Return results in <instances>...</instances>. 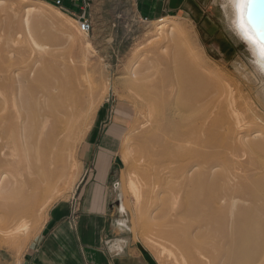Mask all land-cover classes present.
<instances>
[{
  "label": "bare ground",
  "instance_id": "obj_1",
  "mask_svg": "<svg viewBox=\"0 0 264 264\" xmlns=\"http://www.w3.org/2000/svg\"><path fill=\"white\" fill-rule=\"evenodd\" d=\"M5 8L19 9L16 16H20L19 26L29 48L48 53L50 47L57 45L58 37L44 25L55 24L50 9L58 7L42 0H0V9ZM227 8L232 21L235 9ZM156 30V35L163 33L165 40L155 45L157 51L165 53L166 42L173 40L187 52L164 56L163 62L159 59L156 65L145 68L134 66L123 76L136 101L132 99L139 104L138 114L142 112L144 116L142 113L140 116L145 118L140 119V134V130H135L138 137L132 128L137 125L135 122L130 129L132 136L127 139L128 149L134 153L132 156L126 151L131 157L129 170L133 169L138 183L136 193L146 203L158 202L157 211L150 209L149 213L152 218L166 216L170 241L183 258L182 264H264V175H252L255 177L244 184L239 181L236 189L234 183L223 182L225 187H220L214 181V171L227 165L228 153L237 151L233 153V163L238 165L243 162L239 158L242 152L246 159L264 153V128L259 124L264 122L263 114L252 108L253 126L250 122L240 125L246 113L240 107L225 106L234 103L247 85L234 84V94L228 89L225 96L222 93L215 96L214 92L219 91L213 89L216 82L214 85L212 81L216 78L210 81L213 87L211 83L207 86L215 72L193 51L189 43L192 33L186 26L169 19L160 21ZM245 46L255 60L251 73L243 69L242 74L247 81H257L258 86L252 84L257 86L260 103L264 104V72L249 44ZM10 58L0 61V237L3 239L16 236L25 226V217L33 214L34 205L26 204L29 199L37 203L49 189L73 180L74 140L80 135L91 106V98H85L88 89L83 88L76 71L69 67L71 60L62 62L68 70L59 79L48 75L51 65L45 61L36 66L42 61L24 64L22 59ZM220 84L226 87L229 83ZM224 87L222 91L226 90ZM250 93L247 92V97L252 100L254 96ZM252 104L259 103L255 99ZM22 169L25 173H19ZM226 179L230 183L235 176ZM119 202L117 209L125 213ZM187 216L195 220L182 223ZM217 222L220 227L199 240L195 231Z\"/></svg>",
  "mask_w": 264,
  "mask_h": 264
},
{
  "label": "rangeland",
  "instance_id": "obj_2",
  "mask_svg": "<svg viewBox=\"0 0 264 264\" xmlns=\"http://www.w3.org/2000/svg\"><path fill=\"white\" fill-rule=\"evenodd\" d=\"M15 1L20 2V0ZM224 6L223 0H185L180 10L149 19L140 17L136 13L133 0H91L89 18L92 21V30L88 35L78 32L76 18L72 13L61 8H51V16L55 24L47 23L44 28L58 37V42L57 45L48 49V53L32 50L25 43L19 26L20 16H16L20 14L19 9H16L17 11L10 8L0 9V61L5 60L2 59L4 57H11L10 59L14 61L22 59L24 64L41 60L42 62L38 61L36 66H40L45 61L49 66L51 65L48 75L60 79L65 77L68 70L62 62L68 63L71 60L72 62L68 63L69 67L76 71L77 79L82 82L83 88L88 89V93L87 90L85 91L87 93L85 98H91L85 125L80 135L74 140L76 146L73 180L49 189L48 193L43 194L39 199L38 204L32 199L26 202L27 205H34L33 214L25 217V226L16 236L6 239L0 237L1 254L8 259L18 261L45 227L49 213L54 207L71 201L73 205L78 185L83 180L92 179L94 176L99 177L98 173L104 170L106 177L103 179L106 180L110 191L111 209L117 218L115 223L113 222L115 238L118 239L117 244L135 249L139 254L144 255L150 264H182L183 258L170 241L171 237L167 231L169 222L166 216L161 214L151 217L149 210L157 211L158 202H151L152 206L146 203L140 194L137 195L138 183L134 180L133 169L129 170L128 159L130 160V155L134 154L128 149V140L132 136L130 129L133 123L137 122V125L132 128L133 131L140 130V134L142 130L140 119L145 118L142 112L138 114L139 104L134 102L133 99L136 101V97L133 92L126 88L123 76L134 66L145 68L151 64L156 65L159 59L163 62L165 57L178 52L181 54L187 52L173 40L166 42L168 50L165 53L157 51L155 47L161 44V41H165L163 33L156 35L157 24L160 21L172 19L185 25L192 33L189 43L193 51L197 53L201 62L208 64L215 72L207 82L209 86L210 81L215 78L218 80H213L212 83L216 82L219 89L216 86L214 88L211 83L213 89L219 91L214 92V95L222 93V96H225L228 89L235 92L234 88L237 84L247 85V88L243 85L242 94L234 103L225 106L226 109L240 107L246 113V118L241 119L240 125L252 122V108L259 110L264 120V104L260 103L257 81L255 84L247 81L243 76V69L251 73L255 58L240 37H237V32L231 26L229 8ZM87 43H89L88 46H86ZM220 83L231 85L224 87ZM252 83L257 86L254 87ZM223 87L226 89L223 90L224 92ZM247 92H251V97L254 96L258 105L252 104L255 99H249ZM241 115L243 118L242 112ZM259 124L264 128L263 121ZM251 126H253L252 123ZM135 137L137 138L138 135ZM242 147L240 144V148L238 147L240 151H243ZM127 150L130 151V155H127ZM233 153L236 154L237 151ZM233 153H228L226 166L220 165L214 171V181L218 182L220 187H225L226 183L223 182H227V184H236H232L236 189L239 181L244 184L255 176L264 175V153L246 159L243 152L242 154L239 152L238 154L242 155V157L239 156L240 160L243 159L239 165L233 163L235 159ZM261 162H263L262 165ZM19 173H25V169L20 170ZM234 176L235 181L231 179L228 183V179L224 180ZM115 183H117L116 186ZM231 186L227 187L231 188ZM117 200L123 204L125 213L117 209L115 205ZM167 204L170 206L169 202ZM194 218L187 216L182 223H189L190 219L194 221ZM219 227L217 222L212 226L200 228L195 233L199 240H202L209 235L210 230Z\"/></svg>",
  "mask_w": 264,
  "mask_h": 264
},
{
  "label": "crops",
  "instance_id": "obj_3",
  "mask_svg": "<svg viewBox=\"0 0 264 264\" xmlns=\"http://www.w3.org/2000/svg\"><path fill=\"white\" fill-rule=\"evenodd\" d=\"M185 0H133L140 17H161L180 10ZM69 5L66 3L65 7ZM83 180L76 198L54 207L45 227L16 261L0 253V264H150L144 255L119 246L105 171Z\"/></svg>",
  "mask_w": 264,
  "mask_h": 264
},
{
  "label": "snow or ice",
  "instance_id": "obj_4",
  "mask_svg": "<svg viewBox=\"0 0 264 264\" xmlns=\"http://www.w3.org/2000/svg\"><path fill=\"white\" fill-rule=\"evenodd\" d=\"M253 0H226L225 7L235 9V19L231 26L241 40L247 41L254 55L258 57L256 63L264 72V29H259L252 20Z\"/></svg>",
  "mask_w": 264,
  "mask_h": 264
},
{
  "label": "built area",
  "instance_id": "obj_5",
  "mask_svg": "<svg viewBox=\"0 0 264 264\" xmlns=\"http://www.w3.org/2000/svg\"><path fill=\"white\" fill-rule=\"evenodd\" d=\"M72 13L76 18L78 32L88 35L92 30V21L89 18L91 0H42ZM66 3L69 5L66 6Z\"/></svg>",
  "mask_w": 264,
  "mask_h": 264
},
{
  "label": "water",
  "instance_id": "obj_6",
  "mask_svg": "<svg viewBox=\"0 0 264 264\" xmlns=\"http://www.w3.org/2000/svg\"><path fill=\"white\" fill-rule=\"evenodd\" d=\"M252 20L259 29H264V0H253L252 3ZM244 44H248L247 41L241 40ZM117 183H115V186ZM120 202H115L118 208Z\"/></svg>",
  "mask_w": 264,
  "mask_h": 264
}]
</instances>
